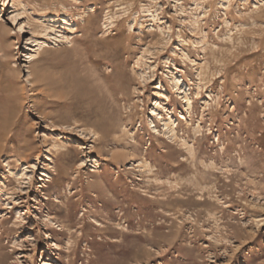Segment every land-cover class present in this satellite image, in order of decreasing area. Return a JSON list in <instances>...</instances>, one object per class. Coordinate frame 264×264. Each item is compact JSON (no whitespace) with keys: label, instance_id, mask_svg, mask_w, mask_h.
<instances>
[{"label":"rangeland","instance_id":"1","mask_svg":"<svg viewBox=\"0 0 264 264\" xmlns=\"http://www.w3.org/2000/svg\"><path fill=\"white\" fill-rule=\"evenodd\" d=\"M0 264H264V0H0Z\"/></svg>","mask_w":264,"mask_h":264},{"label":"bare ground","instance_id":"2","mask_svg":"<svg viewBox=\"0 0 264 264\" xmlns=\"http://www.w3.org/2000/svg\"><path fill=\"white\" fill-rule=\"evenodd\" d=\"M46 6H47V5H46ZM48 6H49V5H48ZM48 6H47V7H48ZM33 78H34V77H33ZM33 81H35V80H33ZM51 81H52V80H51ZM36 82L38 83V81H36ZM179 82H180V81H179ZM31 83H32V82H31ZM37 83H36V84H37ZM178 84H179V83H178ZM186 94H187V93H186ZM186 97H187V96H186ZM82 101H83V100H82ZM87 101H88V100H87ZM80 102H81V101H80ZM189 104H190V103H189ZM189 107H191V105H189ZM82 112H83V111H82ZM80 115H81V114H80ZM79 117H80V116H79ZM170 121H171V120H170ZM167 125H168V124H167ZM95 131H96V130H95ZM95 134H96V133H95ZM97 134H98V133H97Z\"/></svg>","mask_w":264,"mask_h":264}]
</instances>
